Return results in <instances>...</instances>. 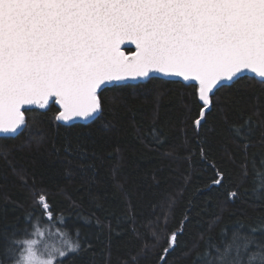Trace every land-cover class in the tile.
<instances>
[{
  "label": "trees",
  "instance_id": "obj_1",
  "mask_svg": "<svg viewBox=\"0 0 264 264\" xmlns=\"http://www.w3.org/2000/svg\"><path fill=\"white\" fill-rule=\"evenodd\" d=\"M156 77L147 88L110 86L95 123L63 124L53 119L58 106H33L23 135H0V243L13 231L29 238L25 214L40 215L36 192L58 213L43 216L44 233L63 237L57 219L80 229L86 251L73 264H194L222 229L264 224V200L253 194V159L264 160V88L254 79L222 90L197 131L191 82ZM250 115L259 126L246 159L230 126ZM173 232L177 243L165 254Z\"/></svg>",
  "mask_w": 264,
  "mask_h": 264
},
{
  "label": "snow or ice",
  "instance_id": "obj_2",
  "mask_svg": "<svg viewBox=\"0 0 264 264\" xmlns=\"http://www.w3.org/2000/svg\"><path fill=\"white\" fill-rule=\"evenodd\" d=\"M129 42L135 45L130 55L121 47ZM155 73L191 82L198 107L192 123L197 131L206 127V114L215 110L222 90L238 91L254 79L264 88V0H0V133L5 139L27 130L25 106H58L53 119L63 124L95 123L103 117L110 86L147 88ZM258 126L251 115L230 126L246 159ZM253 173V194L264 200V160L257 166L253 159ZM221 180L217 172L212 183ZM34 200L40 215L25 214L32 222L23 230L29 238L17 239L16 231L6 236L0 264H73L86 251L80 229L57 219L63 247L41 250L43 216L51 220L57 210L43 192ZM220 235L197 253L194 264H264V224L238 223ZM168 242L165 254L175 247L177 232Z\"/></svg>",
  "mask_w": 264,
  "mask_h": 264
},
{
  "label": "rangeland",
  "instance_id": "obj_3",
  "mask_svg": "<svg viewBox=\"0 0 264 264\" xmlns=\"http://www.w3.org/2000/svg\"><path fill=\"white\" fill-rule=\"evenodd\" d=\"M39 239L43 242L41 250L43 246H47L50 251L56 248L63 247V237H57V235L54 232H51L50 230L45 233L43 232V235L40 236Z\"/></svg>",
  "mask_w": 264,
  "mask_h": 264
},
{
  "label": "water",
  "instance_id": "obj_4",
  "mask_svg": "<svg viewBox=\"0 0 264 264\" xmlns=\"http://www.w3.org/2000/svg\"><path fill=\"white\" fill-rule=\"evenodd\" d=\"M122 47V51H124L126 54H131L132 52L135 51V45L134 44H131L130 42L129 43H126L124 45L121 46ZM127 48H132L133 51H130V52H127L126 49ZM155 76H158V77H162V78H166V79H178V80H182V78H178V77H168V76H165L164 74H161V73H155L154 74ZM245 75H255L253 73H245ZM183 81V80H182ZM127 82H138L137 80H129ZM186 82V81H185ZM39 107L38 105H30V106H25V109H28L30 107ZM91 120H88V121H85V120H76L74 122H90ZM74 122H68L67 124H71V123H74ZM0 135H5L3 133H0ZM8 135H13V134H8Z\"/></svg>",
  "mask_w": 264,
  "mask_h": 264
}]
</instances>
